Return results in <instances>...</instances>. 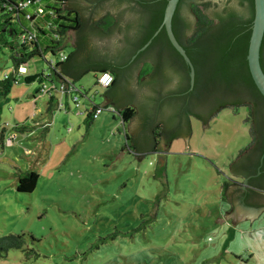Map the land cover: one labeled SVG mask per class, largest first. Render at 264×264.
Instances as JSON below:
<instances>
[{"label": "rangeland", "instance_id": "1", "mask_svg": "<svg viewBox=\"0 0 264 264\" xmlns=\"http://www.w3.org/2000/svg\"><path fill=\"white\" fill-rule=\"evenodd\" d=\"M105 16L91 22L103 35L95 24ZM12 25L15 34L0 37V80L13 74L17 35L32 29L23 18ZM58 54L27 60L0 107V237L24 238L0 264H264V209L255 220L225 217L230 164L249 142L246 109H223L203 129L188 115L187 147L177 137L137 155L110 104L85 124L105 92L94 72L75 82L86 95L76 93L68 112L49 95L32 100L36 75L50 73ZM153 133L159 144L160 130ZM28 171L38 175L35 189L16 192Z\"/></svg>", "mask_w": 264, "mask_h": 264}, {"label": "trees", "instance_id": "2", "mask_svg": "<svg viewBox=\"0 0 264 264\" xmlns=\"http://www.w3.org/2000/svg\"><path fill=\"white\" fill-rule=\"evenodd\" d=\"M26 1L30 2L26 8L21 11L16 9L19 2ZM89 1L100 2L103 0ZM127 1L133 3L141 10L139 20L142 24V30L137 35V40L133 44L135 50L132 56L137 59L143 53L149 51L154 45H160L163 49L162 53H167L168 57L173 58L178 63V68L184 73L186 83L181 92L176 94L175 99H179L184 105L186 97L190 94L192 97H201L203 102L206 103L205 105L207 107L209 106V111L205 117L197 116V118L206 124L213 120L223 109L236 112L238 108H245L247 114L245 122L249 125V142L247 146L239 151L238 158L242 163L245 159L250 158V154L255 151L258 154L255 167L259 165L264 174V157L260 161L261 156H264V98L256 89L250 77L246 61L248 40L253 19V0H244L248 12L246 18L239 17L230 9H225L222 13H213L212 18L205 13V9L210 7V3H189V10L194 19L193 29L189 35L183 34L184 32L180 27L182 19L179 17L178 10L184 0L178 1L171 20L172 32L194 68V82L191 91H188L187 83L189 82L188 66L170 45L164 29H161L153 37V34L161 25L167 0ZM8 8H10L9 11ZM0 12L3 13L0 17L1 38H5L6 35L13 36L15 34L12 19L21 23V19L23 18L29 22L33 29L26 31V33H32L34 35L35 40L33 43L22 45L19 36L20 34L26 33L21 32L17 35L19 45L11 46V49L15 50V56L11 57L14 71L20 65L26 64L27 60L35 56H42L46 51L52 54L61 52V49L65 47L61 46V41L69 33H79L82 29V20L79 14L67 6V0H0ZM26 16H29V18H26ZM115 24L116 20L110 15H106L99 22H96L95 26L103 32H108ZM187 28L188 26L185 24V29ZM149 40L150 43L147 47L140 51ZM263 45L264 34L260 45L259 58L260 67L264 73ZM79 47L83 48V41L80 37L76 42L74 52L66 55L67 58L64 62L55 65V69L51 71L50 79L53 81L54 79L65 78L76 86L75 82L90 71L95 74L109 73L112 75L113 81L105 89V97L109 96L108 93L116 85L118 73L123 66L111 62L80 63L76 59ZM151 72L152 66L144 63L140 70L139 78H143ZM20 79V77H15L12 74L6 75L0 80V107L3 103L2 100L10 92L12 84L17 83ZM35 79L40 82L42 78L36 76ZM78 90L81 89L79 88ZM219 98H221V102L215 103ZM98 107L93 105L86 116L84 122L87 127L94 120L92 115ZM103 107H107V104ZM117 114L123 126L132 119L134 110L130 107H119ZM14 129L17 130V127ZM154 130L157 132L160 130L157 136H162L163 131L162 126L159 125H155L152 128L153 145L148 150L151 152H154L158 146L157 137H154L156 135L153 133ZM125 138L128 140L127 136ZM254 146L255 148L253 149ZM133 150L136 153L138 151L136 147ZM233 167H236L235 161L232 162V174L237 171H234ZM37 180L38 175L33 171L19 174L16 180V192L31 193L35 189ZM262 187L260 189L263 190L264 185ZM23 246V235L0 237V259H3L9 250H23Z\"/></svg>", "mask_w": 264, "mask_h": 264}, {"label": "water", "instance_id": "3", "mask_svg": "<svg viewBox=\"0 0 264 264\" xmlns=\"http://www.w3.org/2000/svg\"><path fill=\"white\" fill-rule=\"evenodd\" d=\"M178 1L167 0L161 25L153 34V37L161 29H164L170 45L188 66L189 86L191 88L194 82V68L172 32L171 20ZM206 2L210 3V7L205 9V13L212 18L213 13H222L225 9L232 10L241 18L248 16L244 0H184L181 3V11L182 17L188 25L185 31L186 35L191 33L194 24L193 16L189 10V3ZM67 6L79 14L82 20V29L79 33H69L61 41V46H70L75 49L76 42L80 37L83 41V48L79 47L78 49L76 55L78 62L84 64L87 62H111L123 66L118 73L116 85L108 93L109 96L105 97L106 92L101 95L103 102L99 107L103 108L106 104H110L117 111L119 107L122 108L126 105L134 108V116L126 125V131L130 135L129 143L134 144V147L138 150L150 149L153 145L151 130L153 126L160 123L163 131L157 146L158 148H166L171 138L175 139L177 137L183 138L184 145L187 147V139L189 136L188 114L183 117V112L186 110V107L184 108V105L179 99H175L176 94L181 92L186 83L184 73L178 68V63L173 58L168 57L167 53H162V61L158 65V70L151 72L143 78H139L142 64L145 60H150L146 55L135 60L132 58L131 60V56L135 50L133 44L138 37L133 24L139 21L141 10L127 0H103L100 2L67 0ZM103 15H110L116 20V24L110 28L106 35L91 28V22H95ZM263 34L264 0H253V19L248 40L246 61L250 77L256 89L264 98V73L259 63L260 45ZM149 43L150 40L140 51L145 49ZM173 70L175 71L172 72ZM219 102H221V98L215 103ZM198 104L199 101L197 100L196 105ZM200 104L205 105L206 103L201 99ZM191 105H194L192 100ZM207 109H209V106ZM190 115L201 122L202 129L207 128L205 122L192 114ZM181 117L184 120H181ZM237 158L238 156L233 161ZM232 162L229 168L230 172H232ZM233 170L236 171L237 168L235 167ZM234 193L235 188L231 185H228L224 189L225 198L231 202V209L227 212L225 211V217L230 216V219H233L232 223L242 218L251 219L260 210L264 209V197L256 204L246 205L234 199L232 197Z\"/></svg>", "mask_w": 264, "mask_h": 264}, {"label": "flooded vegetation", "instance_id": "4", "mask_svg": "<svg viewBox=\"0 0 264 264\" xmlns=\"http://www.w3.org/2000/svg\"><path fill=\"white\" fill-rule=\"evenodd\" d=\"M178 14H179V17L182 19L180 27L182 31L184 32L183 34H185V31L187 30L185 29V24L187 25V22L182 17L181 6L178 10ZM133 26L135 27L136 34L139 35L142 30L141 21L140 20L137 21L136 23L133 24ZM262 50H263L262 56L264 57V45L262 47ZM162 51H163L162 47L156 44L153 47H151L149 51L141 55V56L146 55L147 58L150 60V61L145 60L144 63H147L152 66V72H156L159 68L158 65L162 61L161 60ZM132 58L133 60L136 59V57L131 56V60ZM179 78L181 81V76ZM187 83H188V91H191L192 87L189 89L190 87L189 82ZM191 100L194 102V105H191ZM197 100L199 101L198 105H196ZM200 102H201V97L200 98L198 96L192 97L191 94L188 95L184 103V108L186 107V110H184L183 112V117L186 114L188 115L192 114L196 117L197 116L205 117L208 114L209 110L207 109L206 105H202L200 104ZM183 117H181V120H184ZM254 148L255 146L253 147V149ZM257 155L258 154L255 151H253L250 154V158L245 159L244 162L241 163L239 158L235 160V166L237 167V171L236 173L232 175V180H231L230 185L235 188V193L233 194L232 197H234V199L239 200L240 203L242 204H246V205L254 204V203L256 204L260 201L262 197H264V189L263 190L260 189V188H263L262 185H264V174L262 173L259 165L255 167ZM263 157L264 156H261L260 161L263 160Z\"/></svg>", "mask_w": 264, "mask_h": 264}, {"label": "built area", "instance_id": "5", "mask_svg": "<svg viewBox=\"0 0 264 264\" xmlns=\"http://www.w3.org/2000/svg\"><path fill=\"white\" fill-rule=\"evenodd\" d=\"M29 1H26V2H19L17 4V7L16 9L18 10H23L24 8H26L28 5H29ZM10 10V8H8V11ZM40 12V10H38ZM26 18H29V16H26ZM19 39L21 41V44L24 45L26 43H33L35 38H34V35L32 33H26V34H20L19 36ZM58 63L60 62H64L66 60V54L62 53V52H59L58 54ZM55 65L56 64H53V65H50V73H46L43 74V73H40L39 75H37V77H40L42 78L40 81L41 83H39L41 86H40V91L37 90L36 93L32 96V99L33 101H36V96H40V95H51L52 92H57L58 94L60 95H71V94H75L73 95V97L71 98V101L72 103L78 107V97L76 95V93H78L79 95L83 94L82 91L78 90L76 86H74L68 79H65V78H61V79H58L57 81H52L50 79L51 77V71L55 69ZM24 65H20L16 71L13 70V74L15 77H20L22 78V75L25 74V68L23 67ZM6 76V75H5ZM4 76V77H5ZM95 84L97 87H99L100 89H103L105 90L106 88H108L112 81H113V77L111 74L109 73H99V74H96V77H95ZM44 81H46V83L48 84V87L46 88L45 87V83ZM86 95V94H85ZM62 105H58V108L57 110L58 111H62L64 110V108H61ZM102 107H98L97 110H95V112L93 113L92 115V118L95 119L97 114L99 113L100 109ZM89 112H86V114L88 115ZM46 126H48V124H46Z\"/></svg>", "mask_w": 264, "mask_h": 264}, {"label": "crops", "instance_id": "6", "mask_svg": "<svg viewBox=\"0 0 264 264\" xmlns=\"http://www.w3.org/2000/svg\"><path fill=\"white\" fill-rule=\"evenodd\" d=\"M37 76V75H36ZM40 81H42V80H40ZM54 82L55 81H57L56 79H54L53 80ZM80 91H82V90H80ZM36 92V90H34L30 95H34V93ZM83 92V91H82ZM85 93H83L82 95H79L80 97H84L83 95H84ZM73 95H75L74 93L73 94H71L70 96L69 95H60L59 94V98L58 99H55V97H52L51 95H49V101H50V104H52V103H55V105L57 106V108H58V105H62V107L61 108H64V110H65V112H68L67 110H70V108H69V101L71 100V98L73 97ZM32 98V97H31ZM33 100V99H32ZM104 108V107H103ZM67 109V110H66ZM91 110V109H90ZM50 111H52V107L50 108ZM87 112V111H86ZM89 112V111H88ZM122 124V123H121ZM127 125V124H126ZM126 125H123L122 127L125 129V132H124V136H127L128 137V140L126 139V141H130V136L127 134V131H126ZM134 145V144H133ZM140 150H138L137 152H139ZM137 154V153H136ZM138 155V154H137ZM228 203H229V206H230V204H231V202H229L228 201ZM262 212V211H261ZM258 213L256 216L257 217H255L254 219H246V218H243V220H238V221H245V220H255L256 218H258L262 213ZM231 220H233V219H231ZM237 221V222H238Z\"/></svg>", "mask_w": 264, "mask_h": 264}]
</instances>
